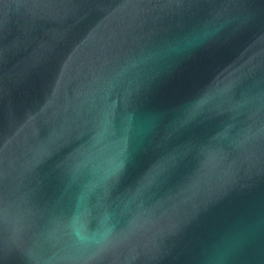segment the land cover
Returning a JSON list of instances; mask_svg holds the SVG:
<instances>
[{
	"label": "water",
	"instance_id": "1",
	"mask_svg": "<svg viewBox=\"0 0 264 264\" xmlns=\"http://www.w3.org/2000/svg\"><path fill=\"white\" fill-rule=\"evenodd\" d=\"M0 264H264V0H0Z\"/></svg>",
	"mask_w": 264,
	"mask_h": 264
}]
</instances>
